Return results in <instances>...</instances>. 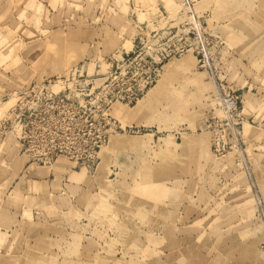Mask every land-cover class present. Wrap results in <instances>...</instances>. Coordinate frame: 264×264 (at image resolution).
Instances as JSON below:
<instances>
[{
  "label": "rangeland",
  "instance_id": "1",
  "mask_svg": "<svg viewBox=\"0 0 264 264\" xmlns=\"http://www.w3.org/2000/svg\"><path fill=\"white\" fill-rule=\"evenodd\" d=\"M143 44L184 52L110 108L129 145L91 170L26 153L28 91L70 97ZM0 264H264V0H0Z\"/></svg>",
  "mask_w": 264,
  "mask_h": 264
},
{
  "label": "built area",
  "instance_id": "2",
  "mask_svg": "<svg viewBox=\"0 0 264 264\" xmlns=\"http://www.w3.org/2000/svg\"><path fill=\"white\" fill-rule=\"evenodd\" d=\"M147 49H151L150 45L143 44L120 62H113L103 77L88 80L78 76L70 97L49 91L50 81L28 91L31 98L38 95L39 100L34 108L29 102L24 103L25 99L20 101L24 105L21 116L25 115L26 105L29 106L26 124L22 118L20 121L26 129V153L41 164L51 165L59 158H66L75 169L91 170L114 130L108 116L112 105L139 102L158 83L162 66L174 54L184 52L182 49L153 54ZM84 85L92 89H81ZM111 89L114 90L110 93Z\"/></svg>",
  "mask_w": 264,
  "mask_h": 264
},
{
  "label": "bare ground",
  "instance_id": "3",
  "mask_svg": "<svg viewBox=\"0 0 264 264\" xmlns=\"http://www.w3.org/2000/svg\"><path fill=\"white\" fill-rule=\"evenodd\" d=\"M184 62V61H183ZM184 66L182 65V64H179L178 65V63H176V64H174V65H172V66H169V67H167V69H166V71L168 72V70H169V68L171 69V71H173V70H175V69H178V68H183ZM164 71V70H163ZM157 90V86L152 90V93L153 92H157L156 91ZM151 92V91H150ZM154 95H152V94H150V98L148 99V102H149V100H151V98L153 97V96H155V93H153ZM148 95H149V93H148ZM148 95H146L145 97H144V99L142 98V101L140 102V104H143V102L145 103V100L147 99V96ZM10 102H7V105L9 104ZM139 104V105H140ZM117 105H114V107H113V109L116 107ZM136 109H137V107H136ZM135 109V110H136ZM143 109V108H142ZM115 113L119 116L120 115V117H128L129 116V114H127V115H125V111L124 110H122L120 107H116V111H115ZM130 113V112H129ZM132 117V116H131ZM129 118V117H128ZM127 118V119H128ZM131 119V118H130ZM132 121V120H131ZM131 121H129L130 123H131ZM128 122V123H129ZM129 123V124H130ZM128 124V125H129ZM131 125V124H130ZM146 125V124H145ZM111 138V137H110ZM130 144V140H128V139H125L124 137H119V136H117V137H115V136H112V138L110 139V144H109V146L111 147V145H116V146H127V145H129ZM109 146L106 148V149H103V151H102V156L103 155H105L107 152H108V150H109ZM60 159V158H59ZM60 162H63V161H61V160H58V162L57 163H55L53 166H54V168L57 166V165H59L60 164ZM32 168V167H31ZM101 168H103V166H101V164H100V168H99V170H101ZM30 170H32V169H30ZM29 170V171H30ZM98 170V171H99Z\"/></svg>",
  "mask_w": 264,
  "mask_h": 264
},
{
  "label": "crops",
  "instance_id": "4",
  "mask_svg": "<svg viewBox=\"0 0 264 264\" xmlns=\"http://www.w3.org/2000/svg\"><path fill=\"white\" fill-rule=\"evenodd\" d=\"M179 65V64H178ZM178 69H181V68H178ZM178 69H175V70H178ZM171 71V69L169 68L168 70V73ZM65 164H63V162H60L59 165H57L54 169H53V172L56 173H60L62 172V167L64 166ZM36 166V165H35ZM37 167V166H36ZM64 168V167H63ZM70 176H69V179L71 181H79V180H82L84 179L85 177V173H77V172H73L72 170L67 172ZM28 174L34 178L36 177H42V176H45L46 174H48V171L45 170V168H35L34 170H30L28 172Z\"/></svg>",
  "mask_w": 264,
  "mask_h": 264
}]
</instances>
